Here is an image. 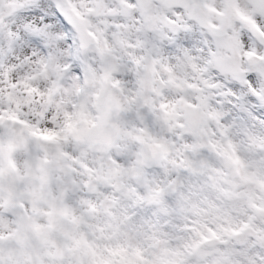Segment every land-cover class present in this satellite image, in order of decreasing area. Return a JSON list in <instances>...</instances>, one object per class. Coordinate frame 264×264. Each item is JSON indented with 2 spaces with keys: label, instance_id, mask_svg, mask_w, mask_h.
<instances>
[{
  "label": "snow or ice",
  "instance_id": "obj_1",
  "mask_svg": "<svg viewBox=\"0 0 264 264\" xmlns=\"http://www.w3.org/2000/svg\"><path fill=\"white\" fill-rule=\"evenodd\" d=\"M0 264H264V0H0Z\"/></svg>",
  "mask_w": 264,
  "mask_h": 264
}]
</instances>
